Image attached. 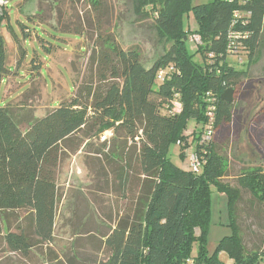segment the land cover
<instances>
[{
	"label": "trees",
	"instance_id": "obj_1",
	"mask_svg": "<svg viewBox=\"0 0 264 264\" xmlns=\"http://www.w3.org/2000/svg\"><path fill=\"white\" fill-rule=\"evenodd\" d=\"M129 1L135 14L153 18L166 39L164 54L150 68L137 49L124 50L100 33L91 57L97 79L75 83L77 92L70 101L28 121L0 100V237L7 252L26 257L32 248L53 243L58 169L76 143L75 150L85 145L87 154L114 163L118 169L110 168L125 200L127 191L133 194L138 188L135 206L103 236L106 258L93 264L264 263V252L245 250L236 218L241 189L264 204V169L242 173L237 180L240 189L233 188L223 182L226 160L215 151V143H201L210 114L215 133L233 121L234 104L222 95L232 89L236 97L264 48V0ZM9 16L7 8L0 17V91L11 73L2 32ZM27 19L41 25L48 21ZM190 22L196 25L193 32ZM230 33L241 39L231 40ZM193 36L200 37L199 46L191 41ZM230 58L236 62H228ZM191 120L195 126L188 133ZM108 132L112 137L102 141ZM175 145L183 160L187 149L200 156L198 172L188 167L189 157L185 168L172 162L170 150ZM213 188L227 198L233 234L210 255ZM19 212H25L28 227L19 225L13 231L9 225L5 234L4 222ZM222 253L231 263L221 261ZM64 264L81 263L78 257H69Z\"/></svg>",
	"mask_w": 264,
	"mask_h": 264
},
{
	"label": "rangeland",
	"instance_id": "obj_2",
	"mask_svg": "<svg viewBox=\"0 0 264 264\" xmlns=\"http://www.w3.org/2000/svg\"><path fill=\"white\" fill-rule=\"evenodd\" d=\"M209 2L212 0H195L194 4ZM8 12L2 32L11 73L2 85L0 100L28 121L45 117L75 97V83L90 84L97 79L91 57L100 33L124 50L137 49L146 68L164 54L166 39L156 30L153 18L135 14L134 3L129 0H10ZM28 17L48 19L47 25L31 23ZM184 24L187 28V19ZM189 28L193 32L195 23L190 22ZM228 62L236 60L230 58ZM233 104V121L216 133L214 146L226 160L223 182L240 189L237 180L242 173L264 169V48L234 95ZM194 126L191 120L188 133ZM77 145L69 147L58 169L59 205L53 243L32 248L26 257L14 256L0 237V264H12L15 258L19 264H64L69 257H78L81 264H93L106 258L103 236L135 206L138 188L133 194L127 191L125 200L112 172L118 169L114 163L108 165L104 158L87 154L85 145L77 151ZM179 151L177 145L173 146L170 158L177 167L185 168L190 153L186 162ZM212 192L207 234L210 255L221 240L233 234L227 198L215 188ZM236 210L245 250L250 254L264 252V204L241 189ZM25 215L10 214V220H4V233L9 225L13 231L19 225L28 227ZM197 252L195 245L193 254ZM219 257L227 263L226 254Z\"/></svg>",
	"mask_w": 264,
	"mask_h": 264
},
{
	"label": "built area",
	"instance_id": "obj_3",
	"mask_svg": "<svg viewBox=\"0 0 264 264\" xmlns=\"http://www.w3.org/2000/svg\"><path fill=\"white\" fill-rule=\"evenodd\" d=\"M10 4V0H0V17L4 15L5 13V10L8 8ZM229 38L231 40H234V39H237V40H240L241 37L237 34H233V33H230V36ZM195 45H198L201 43V39L199 36H193L192 37V40H191ZM232 46L234 45H230L229 46V50L231 52H234L232 50ZM209 118H210V127L208 128L207 127V131H205L204 135H203V140L201 143L203 144H206L208 143V145L212 144L213 142H215V136H216V133L215 131L213 130V114H210L209 115ZM110 136H111V133L108 132L106 133L105 135L102 136V141H107V140H110ZM190 152V154H188V157H189V168L195 172H198L199 170V167L201 166V161H200V156L198 154H195V153H192L191 150H188ZM264 264V263H262Z\"/></svg>",
	"mask_w": 264,
	"mask_h": 264
},
{
	"label": "water",
	"instance_id": "obj_4",
	"mask_svg": "<svg viewBox=\"0 0 264 264\" xmlns=\"http://www.w3.org/2000/svg\"><path fill=\"white\" fill-rule=\"evenodd\" d=\"M222 99L227 102L228 104H232L234 101V90L229 89L223 95Z\"/></svg>",
	"mask_w": 264,
	"mask_h": 264
},
{
	"label": "crops",
	"instance_id": "obj_5",
	"mask_svg": "<svg viewBox=\"0 0 264 264\" xmlns=\"http://www.w3.org/2000/svg\"><path fill=\"white\" fill-rule=\"evenodd\" d=\"M13 255H14V256H19V255H17V254H13ZM15 259H16V260H14V261L12 260V264H19L17 258H15ZM227 263H231V261L228 260Z\"/></svg>",
	"mask_w": 264,
	"mask_h": 264
}]
</instances>
